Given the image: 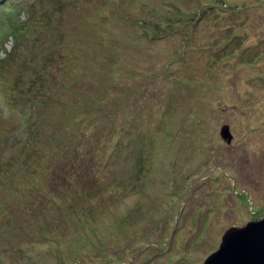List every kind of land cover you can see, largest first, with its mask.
Masks as SVG:
<instances>
[{"label":"rangeland","instance_id":"obj_1","mask_svg":"<svg viewBox=\"0 0 264 264\" xmlns=\"http://www.w3.org/2000/svg\"><path fill=\"white\" fill-rule=\"evenodd\" d=\"M0 1V264H203L263 216L264 0Z\"/></svg>","mask_w":264,"mask_h":264},{"label":"water","instance_id":"obj_2","mask_svg":"<svg viewBox=\"0 0 264 264\" xmlns=\"http://www.w3.org/2000/svg\"><path fill=\"white\" fill-rule=\"evenodd\" d=\"M228 143L233 135L229 126L221 130ZM203 264H264V214L241 227H230L222 237L219 249Z\"/></svg>","mask_w":264,"mask_h":264},{"label":"trees","instance_id":"obj_3","mask_svg":"<svg viewBox=\"0 0 264 264\" xmlns=\"http://www.w3.org/2000/svg\"><path fill=\"white\" fill-rule=\"evenodd\" d=\"M152 16H155V15H153L152 14ZM156 17H158V16H156ZM168 19H171V18H168ZM157 22V21H156ZM156 22H154V24H156ZM48 24H49V22H48ZM93 27L95 28L96 27V24L94 23L93 24ZM171 27H172V24H169V25H164V32L166 33L168 30H170L171 29ZM94 28H92L91 26H88V31H90L91 29H94ZM144 29H145V33H144V35L146 36V35H151V36H153V37H156V38H159V37H165L164 35L163 36H161V34H159L158 33V30L157 29H151V28H149L148 26H144ZM95 30V29H94ZM62 80V85H63V82H64V89H66V88H71L72 86H71V82H69L68 80H70V79H65L64 77H61L58 81H61ZM20 84V85H22V83H21V80H18V81H16V84ZM23 86V85H22ZM75 92H76V94L78 93V90H77V88H76V90H75ZM46 93V92H45ZM45 96H47L46 94H45ZM43 104V103H45V102H41V101H39V104ZM47 105H49V104H47ZM79 105H81V106H83L82 104H80L79 103ZM80 106V107H81ZM46 107H48V106H46ZM44 108H45V106H44ZM66 111H68V109H66ZM69 117H71L70 115H68ZM71 121H73V122H78V121H74V120H71ZM121 125H124L123 123H121ZM132 125H135V124H132ZM67 129L69 128V126H68V124H66V126H65ZM75 127V126H74ZM74 127H73V129H74ZM71 131H72V128H71ZM70 130H67V134H70V132H71ZM31 141H33V139L31 140ZM26 145H27V142H26ZM25 147H27V146H25ZM80 153H78L77 155H79Z\"/></svg>","mask_w":264,"mask_h":264}]
</instances>
